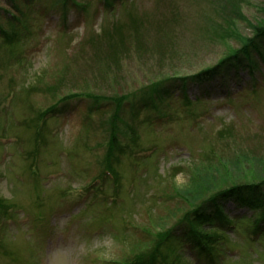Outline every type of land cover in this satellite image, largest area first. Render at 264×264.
I'll return each mask as SVG.
<instances>
[{"label":"rangeland","instance_id":"rangeland-1","mask_svg":"<svg viewBox=\"0 0 264 264\" xmlns=\"http://www.w3.org/2000/svg\"><path fill=\"white\" fill-rule=\"evenodd\" d=\"M128 1L0 0V264H211L190 220L264 183V61L195 79L256 39L264 0ZM237 196L199 228L214 264H264Z\"/></svg>","mask_w":264,"mask_h":264},{"label":"trees","instance_id":"trees-1","mask_svg":"<svg viewBox=\"0 0 264 264\" xmlns=\"http://www.w3.org/2000/svg\"><path fill=\"white\" fill-rule=\"evenodd\" d=\"M133 1L134 0H129L128 2H124V4L122 5V8ZM116 6L118 7L117 4ZM263 13H264V9H263ZM254 31L257 32V37L256 39L253 38L249 41L250 42L249 46L243 49H239L233 52L232 54L225 56L219 61L217 65L218 69H216L217 71H220L218 75L215 71H211L210 73L205 74L203 76L202 75L195 76V79H197L200 82L198 83V85L207 86L210 84V86L212 85V86L217 87L219 80L218 79L215 80V79L221 76L220 82L223 83L227 87V86H230L232 82L238 81L241 78V75L244 74L243 71H248L249 75L253 77L256 74V70L258 69V66H259L258 60L264 61V53L261 52V50L258 48V43H257L258 40H262L264 38V26L263 25L256 26L254 28ZM6 39L7 40L5 42H6V45L8 46H13L11 43L12 42L16 43L17 41L16 35H12L9 38L6 36ZM252 50H255L257 54L253 55ZM234 70L236 71V74L233 75L232 72ZM214 72L216 73V76H213V74H211ZM203 80H208V82L210 83L208 82L201 83ZM161 91H164L163 93L164 96H167V95L174 96L173 90H171V88L169 87L162 88V90H160L159 92H156V94L158 95ZM122 100H123V104L119 106L118 113L121 112L120 110L123 109L122 108L123 105L125 106V108L127 104H130V105L133 104V106H135L134 108H138V106L140 105L136 101L135 97L131 99L130 96L127 94L124 95ZM151 101L152 99L150 100V102ZM120 103L121 102H119V104ZM55 111L56 110H54L53 113ZM53 113L51 114L53 117H55ZM118 113L115 115V119L116 118L120 119V115L118 116ZM46 115L47 113H45V115L43 116H40V119L44 120ZM225 127H228V128H224L221 130V133L224 132V136L226 135L225 133L227 131L231 130L229 129V124ZM114 130L116 131V133L115 131H113V135H111L112 139L110 140L108 144V155L110 156V160H116L119 163V161H121L120 156L121 155L127 156V154H125L126 151L130 150V147L132 148L133 146L131 144H127L126 146H123L122 142L117 140V135L122 134L120 125L115 126ZM124 132L127 133L126 131ZM136 139L137 138H133V141H136ZM134 151H136V149H134ZM135 154L136 153H130V156H134ZM134 159H135V162H138L137 158H134ZM108 161L109 160H107V162ZM104 175H101L98 178L104 179L105 177ZM236 184L238 183L236 182ZM235 196L239 197L238 199H235V200H242V202L238 204L240 207L249 206V209H248L250 211L249 219L251 220L250 226L253 227V232L250 234V241H248V243L251 245L250 252L252 253V251H254L253 249L256 244L260 242L262 243V238L264 237L263 236L264 235V183L261 185H255V186L249 187L245 195H242V192L241 193L233 192V190L227 193L223 192L222 194H220V196L215 197L213 199V202L215 203V207H214L215 209L213 213H209V214L207 213L206 215L205 213L202 212V209H200L199 212H197V214L195 215V217H192L193 219H191L190 222L194 226L195 231L194 229H191L192 230L191 237L194 236V240L192 242L195 244V249H197L196 252L198 253L199 259L206 258L211 263L214 264L213 260H216V254H218L215 248L216 246H214L216 239L214 237L210 238V237L205 236L199 227L204 226L203 224V222H205L204 219H208L207 222L205 223H208L209 220H213L215 223L214 228H218L220 226L223 227V225L224 226L229 225L227 221L223 220V216H224V214H222V210L224 209L223 204H225L226 201L234 199L233 197ZM170 239H171V236L166 239L168 244H170L169 242ZM233 252L235 253V251ZM239 252L241 253L240 250H238L236 253H239ZM256 253L257 252H255V254Z\"/></svg>","mask_w":264,"mask_h":264}]
</instances>
